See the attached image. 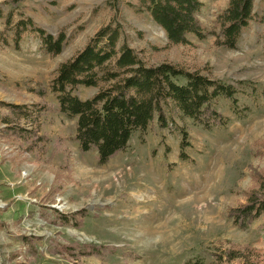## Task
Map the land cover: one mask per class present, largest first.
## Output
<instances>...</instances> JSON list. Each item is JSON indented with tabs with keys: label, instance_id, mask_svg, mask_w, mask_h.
<instances>
[{
	"label": "rangeland",
	"instance_id": "374dc122",
	"mask_svg": "<svg viewBox=\"0 0 264 264\" xmlns=\"http://www.w3.org/2000/svg\"><path fill=\"white\" fill-rule=\"evenodd\" d=\"M8 1L0 0V31L4 15L17 10ZM201 1L200 20L211 29L227 0ZM128 3L137 0L19 2L18 11L36 25L53 35L65 29L67 39L55 56L42 51L32 32L19 49L0 45V128L19 125L45 138L27 149L21 138L0 136V264H191L231 251L240 256L232 264H264V218L241 230L227 216L264 180L262 24L251 22L233 49L216 44L213 35L169 45L150 14L136 13ZM115 21L147 65L171 63L230 84L237 110L231 100L216 98L224 123L206 128L172 109L170 128L153 121L134 131L127 148L105 164L94 149L81 151L75 120L58 111L49 81L60 63ZM40 88L44 96L36 93ZM95 92L76 90L82 99ZM5 104L27 105L32 115L15 118ZM36 104L49 108L38 114ZM52 208L88 213L74 226L57 221ZM24 236L38 239L28 247ZM71 242L106 249L78 260L56 251Z\"/></svg>",
	"mask_w": 264,
	"mask_h": 264
},
{
	"label": "trees",
	"instance_id": "16d2710c",
	"mask_svg": "<svg viewBox=\"0 0 264 264\" xmlns=\"http://www.w3.org/2000/svg\"><path fill=\"white\" fill-rule=\"evenodd\" d=\"M20 1H8L17 10L11 9L4 15L5 29L0 31V45L19 49L23 35L32 32L39 38L44 53L58 55L66 43L65 29L56 35L47 32L18 11ZM128 5L136 13L148 12L164 30L169 45L190 44V37L202 40L213 35L216 44L233 49L251 22L261 23L264 29V0L258 3L227 0L225 7L216 14L211 29L200 20L204 7L201 0H137ZM79 87H93L96 92L82 99L76 94ZM49 90L55 95L58 111L75 120V140L79 149L83 152L94 149L99 164L107 163L124 151L132 133L145 130L153 121L159 128H170L172 109L206 128L224 123L214 107L216 98L231 100L234 111L237 110L236 90L230 84L171 63L147 65L125 41L122 25L116 21L102 25L75 55L59 64L49 81ZM36 93L44 96L45 90L40 88ZM5 105L15 118L32 115L27 105ZM37 105L33 107L38 114L49 108L46 104ZM184 134L181 157H184L182 149L186 144ZM11 135L23 139L27 149L45 140L35 129L19 125L0 128V136ZM52 210L57 221L74 226L81 225L88 213L85 208L72 213ZM227 216L241 230L248 229L260 217L264 218V180L259 179L256 186L247 191L245 202L229 208ZM36 239L35 236L23 237L28 247H33ZM58 247L56 251L67 253L75 260L81 256L101 255L106 249L103 245L77 242ZM213 256L210 262L195 260L191 264H232L240 257L234 251Z\"/></svg>",
	"mask_w": 264,
	"mask_h": 264
},
{
	"label": "crops",
	"instance_id": "0c3cea01",
	"mask_svg": "<svg viewBox=\"0 0 264 264\" xmlns=\"http://www.w3.org/2000/svg\"><path fill=\"white\" fill-rule=\"evenodd\" d=\"M155 122V121H154ZM156 123V122H155Z\"/></svg>",
	"mask_w": 264,
	"mask_h": 264
}]
</instances>
